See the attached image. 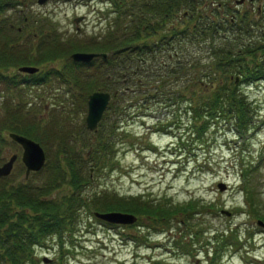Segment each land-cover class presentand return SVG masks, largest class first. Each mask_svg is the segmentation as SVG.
I'll return each mask as SVG.
<instances>
[{
	"label": "rangeland",
	"instance_id": "374dc122",
	"mask_svg": "<svg viewBox=\"0 0 264 264\" xmlns=\"http://www.w3.org/2000/svg\"><path fill=\"white\" fill-rule=\"evenodd\" d=\"M6 1L9 2L0 10V43L4 38L12 41L15 37L23 51L31 48L34 58L0 67V164L12 152L17 153L11 172L5 178L18 184L28 179L30 184L43 189L39 197L44 203L52 199L60 203L66 192L79 193L82 197L79 204L74 199L78 206L73 223L34 238L29 245L30 258L24 264H206L203 234L191 247L181 248L177 240L184 237L187 230H199L200 221V229L208 230L204 236L209 235L210 243L215 242L214 230L230 226L238 229L239 240L225 252L221 259L223 264H264V226L256 224L258 217L245 211L247 204L241 192L239 168L241 157L244 160L255 158L264 147V126H261L264 123V78L244 85V91L259 107L256 121L261 122L245 136H239L229 124L211 122L197 139L189 111L183 108L177 111L175 106L164 107L155 101L149 102V107L143 110L127 108L130 111L127 115L115 111L110 117L114 126L109 124L104 110L97 126L89 129L85 122L87 94L97 84L104 85L103 89L110 92L108 105L116 85L112 82L109 86L105 81L110 79L106 72L98 73L93 66L81 68L83 65L73 62L70 54L88 51L107 55L116 49L118 41L108 40V37L119 7L112 0ZM219 1L222 0H199L198 6ZM257 2L264 6V0H255L253 7ZM182 13L183 8H178L169 22L183 27L184 23H178ZM220 16L227 17L223 24L225 29L221 28L220 33L235 35L242 43L251 40L264 45L261 20L242 13L231 20L229 10H225V14L221 10ZM76 17H81L78 24ZM184 47L194 48L187 41ZM35 56L41 57L36 59ZM30 62L39 66L42 75L50 69L61 72L57 76L53 72L51 79L41 85L19 82L22 74L18 65ZM125 77L123 85L132 87L131 77ZM123 95L132 96L126 92ZM12 121H15L13 127L21 131L18 132L40 142L45 152L44 165L28 178L20 156L22 148L8 136ZM58 135H61L60 142ZM100 135L109 144L99 145L98 151L95 145ZM65 140L72 146L67 154L58 151ZM75 153L82 158H74ZM93 160L99 164L89 168ZM69 161L81 162L82 176L92 177L83 182L80 190L69 182ZM60 166L66 168V179L61 177L60 184L52 188L48 185L53 178L58 180L61 176ZM219 182L225 186L220 188ZM251 186L255 199L259 201L256 198L259 192L264 205V165L255 172ZM102 191L114 195L113 201L118 202L112 206L115 208L102 210L87 203ZM132 195L139 197L136 205L131 200ZM191 199L204 200L213 206L204 208L199 202L191 209L194 212H185L182 203ZM169 205L178 210L173 212ZM210 207L214 210L208 209ZM109 210L131 212L136 219L113 222L94 214V211ZM48 211L52 212L53 207ZM184 217H188L190 228L181 221ZM249 230L250 236L246 238L245 231ZM187 239L185 236L184 240Z\"/></svg>",
	"mask_w": 264,
	"mask_h": 264
},
{
	"label": "trees",
	"instance_id": "16d2710c",
	"mask_svg": "<svg viewBox=\"0 0 264 264\" xmlns=\"http://www.w3.org/2000/svg\"><path fill=\"white\" fill-rule=\"evenodd\" d=\"M112 1L119 8L116 9L117 18L113 30H109L111 35L108 40L118 41L117 48L110 50L106 57L100 56L98 63L90 64L87 63L88 61L80 63L83 65L81 68L88 69L93 66L98 73H108L110 79L105 81H108L109 86L113 83L116 85L113 91L109 89L112 93V101L105 109L111 126H114V120L111 122L110 117L115 111L127 115L130 113L127 108L131 107L139 111L148 108L149 102L155 101L164 107L175 106L177 111L182 108L189 111L193 117L197 139L205 128L210 127L211 122L229 124L239 136H245L247 131L254 127L258 128L261 122L256 121V111L259 107L244 91V85L264 78V50L259 51L264 45L253 43L251 40L242 43L235 35H229L224 31L220 33L227 17L220 16L221 10L217 3L212 2L211 5L205 2V9L204 5L198 6L199 0ZM7 2L9 1L0 0V10ZM181 7L183 11L188 12L186 18L179 16L178 23H184V26L179 28L175 22H169V17L174 16ZM10 39L4 38L0 43V67H7L18 60H33L30 47H27V51H23L22 45L16 42L17 38L13 37L12 41ZM186 41L192 43L193 49H198L184 47ZM48 43H51V40H48ZM17 51L20 53L16 55ZM35 57L38 59L41 56ZM49 72H54L57 76L61 71L50 69ZM125 76L133 80L132 87L123 85ZM103 87L104 85L97 84L95 89H103ZM124 92L132 96L125 98ZM124 98V104V101L117 103L119 99ZM13 122L15 121L10 122V125ZM261 126H264L263 122ZM9 130L20 131L13 125L9 126ZM45 130L53 131L48 128ZM58 138L60 142L61 135H58ZM242 140L244 142V138ZM68 142L65 140L58 151L67 154L68 149L72 147ZM105 143L109 144L100 135L95 150L99 151V145L102 147ZM262 153L264 147L255 158L244 160L241 157L239 168L242 178L241 192L247 204L245 211L254 218L264 220L263 200L257 192L256 198L261 203L259 206L251 186L255 172L264 165ZM88 154H91V151ZM74 155V158H82L78 153ZM93 162L94 164H90L89 168H95L99 164L97 161L93 160ZM69 166V182L75 186V189L80 190L83 188V182L89 180L91 176H82L81 162L69 161ZM60 171L59 179L53 178L48 186L53 188L60 184V178L65 177L66 168L61 167ZM40 190L43 191L40 187L30 184L28 179L18 184L7 181L5 176H0V264L26 263L31 254L29 245L34 238L46 232L50 233L56 228L60 230L67 223H73L74 212L79 201L81 202V195L66 192L60 203L53 199H45L47 203H44L43 198L39 197ZM113 197L110 192L102 191L87 203L93 204L97 209H112L115 208L112 207L113 205H118V202L113 201ZM74 199L78 204H74ZM137 199L139 197L132 195L131 200L135 205ZM199 202H201L199 199H191L183 202L181 208H184L185 212L192 213L191 209L198 206ZM200 205L205 208L208 205L213 206V203L202 200ZM51 206L53 211L49 212ZM169 208L174 210L173 212L178 210L173 205H169ZM208 209L214 210L211 207ZM181 221H185L184 223L191 227L188 217H184ZM200 226L199 230L193 232L187 230L184 237H179L177 239L179 246L191 247L202 238L203 234V242L206 244V264H223L221 261L223 255L239 240L238 229L232 226L216 229L213 234L215 242L210 243L209 235L204 236V232L208 231L207 228L201 230ZM245 232V237L249 238L250 230ZM185 236L187 240H184ZM244 258L247 259V255Z\"/></svg>",
	"mask_w": 264,
	"mask_h": 264
},
{
	"label": "water",
	"instance_id": "95a60500",
	"mask_svg": "<svg viewBox=\"0 0 264 264\" xmlns=\"http://www.w3.org/2000/svg\"><path fill=\"white\" fill-rule=\"evenodd\" d=\"M44 0H38L39 3ZM78 18H75V21H78ZM96 52L88 51H75L71 53V57L74 60L78 61H88ZM105 55L106 53H102ZM20 70L33 72L37 69L34 65H20ZM110 98L109 91L95 90L88 94L87 99V114L85 117L86 125L89 129H94L98 121L100 120L103 111L105 110L107 103ZM8 135L15 141H17L22 147L21 160L25 165V177L28 176L30 171H36L40 169L45 161V152L41 144L24 134L9 131ZM17 154L12 153L7 160L0 164V176L8 175L12 169L13 162L16 159ZM220 188H223L225 184L223 182L218 183ZM94 214L98 217H101L105 220L113 222H132L136 219V215L131 212L120 211V210H109V211H94ZM260 224L264 225L262 220L257 221Z\"/></svg>",
	"mask_w": 264,
	"mask_h": 264
},
{
	"label": "flooded vegetation",
	"instance_id": "af4514ba",
	"mask_svg": "<svg viewBox=\"0 0 264 264\" xmlns=\"http://www.w3.org/2000/svg\"><path fill=\"white\" fill-rule=\"evenodd\" d=\"M234 2L232 3L231 0H222V1H219L217 3V5L220 7V10L223 11V13L225 14V10H229V14H230V19L233 20V17L235 16H239L241 15H246L248 16V18H250V16H254L256 17L257 19L261 20L262 24L264 23V6L262 3L260 2H257L256 3V7H253V2L255 0H233ZM233 4V5H231ZM245 5V7H243ZM187 10L183 11V14H182V17H185L186 18V15H187ZM191 15V13H189ZM83 16V15H82ZM81 17H79L80 19ZM78 24V23H76ZM76 28L78 29L79 26L76 25ZM36 34L34 33V36ZM100 56L102 57H106V55H103V54H97L96 56H94L93 58H91L90 60H88L87 63H90L92 64L93 62H96L98 63V61L100 62ZM106 61V60H105ZM75 62V61H74ZM76 63H82V62H76ZM28 65H35V64H31V63H27ZM22 65V64H20ZM18 65V70L21 72V78H19V82H22V83H25V84H31V85H34V84H42V83H46L49 79H51L50 75L52 72H49L45 75H42L39 71V66H37L38 68L36 70H34L33 72H30V71H24V70H20L19 69V66ZM25 65V64H24ZM38 73L37 75H33V74H36ZM106 77L108 78L109 75L108 73H106ZM97 89H101V88H97ZM97 89H94V90H97ZM92 90V91H94ZM89 94V93H88ZM88 94H87V97H88ZM49 125V124H48ZM13 140V139H12ZM15 141V140H14ZM17 142V141H15ZM18 143V142H17ZM19 144V143H18ZM20 145V144H19ZM21 146V145H20ZM22 148V147H21ZM22 152V151H21ZM12 153H16V152H12ZM11 153V154H12ZM10 154V155H11ZM17 154V153H16ZM21 156V155H20ZM9 158V157H8ZM17 158V156H16ZM7 160V159H6ZM15 161V160H14ZM4 162V161H3ZM14 164V162H13ZM13 167V166H12ZM11 172V171H10ZM33 172V171H30L29 174ZM28 174V176H29ZM7 176V175H5ZM28 176L26 178H28ZM41 192V190H40ZM144 240L141 239V242ZM146 240V239H145ZM137 242L140 243V239H137ZM42 244V243H41ZM50 248V247H49Z\"/></svg>",
	"mask_w": 264,
	"mask_h": 264
}]
</instances>
